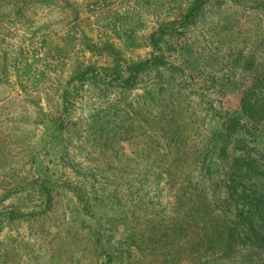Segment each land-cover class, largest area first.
Instances as JSON below:
<instances>
[{
  "label": "rangeland",
  "instance_id": "374dc122",
  "mask_svg": "<svg viewBox=\"0 0 264 264\" xmlns=\"http://www.w3.org/2000/svg\"><path fill=\"white\" fill-rule=\"evenodd\" d=\"M14 1L0 0V264H231L197 238L223 178L264 196V163L233 166L264 160V0H204L187 20L193 0Z\"/></svg>",
  "mask_w": 264,
  "mask_h": 264
},
{
  "label": "trees",
  "instance_id": "16d2710c",
  "mask_svg": "<svg viewBox=\"0 0 264 264\" xmlns=\"http://www.w3.org/2000/svg\"><path fill=\"white\" fill-rule=\"evenodd\" d=\"M203 3L204 0H193L186 13L185 19L194 18L198 14ZM15 4L16 2L14 1L12 4L14 5L13 7H17V9L20 10V7ZM142 70V63L128 66L127 76L124 81L128 83ZM249 119H254V117L251 116ZM234 122V125L239 127V129L246 127L244 125L241 126L240 122L237 120ZM243 132L252 134L251 129L247 127ZM208 159V163H211L212 158L209 157ZM258 159L251 157L249 153L242 154V156H236V158H234L233 166L237 163H239L240 166L246 165L245 168L248 169L249 172L253 170L252 173H257V169H259L261 167L260 165H263L264 163L263 158ZM258 162L261 163L259 164ZM232 175L233 174L231 173L230 176ZM221 182V187L226 194V197L220 200L217 209L219 210L218 219L214 221V227H212L210 231H205L204 236H199L197 238L200 246L202 248L204 247L203 250L205 249L208 253L204 256H222L231 264H264V196L254 198V196L246 194L245 192L238 193V185L235 183V178L234 183L232 181L229 182L226 177L223 178ZM242 202L249 205V208L244 211L247 215L241 219L231 218V215H235V217H237V215L241 216V211L233 214L231 212V207L233 204ZM248 217H250V219H248ZM256 218L260 220L257 224L254 223V219ZM207 221L208 222L204 225L206 227L213 222L211 219H208ZM245 222H247L248 227L245 230H242ZM190 241L191 240L188 238L187 243ZM188 245L193 249L198 243L191 242ZM248 246H251V249ZM208 262L209 261H207V263Z\"/></svg>",
  "mask_w": 264,
  "mask_h": 264
}]
</instances>
